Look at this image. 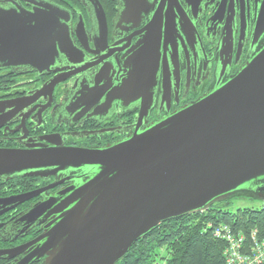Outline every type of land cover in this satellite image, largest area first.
Listing matches in <instances>:
<instances>
[{
    "label": "water",
    "instance_id": "water-1",
    "mask_svg": "<svg viewBox=\"0 0 264 264\" xmlns=\"http://www.w3.org/2000/svg\"><path fill=\"white\" fill-rule=\"evenodd\" d=\"M66 17L53 7L16 18V55L26 53L27 65L40 67L46 44L34 40L48 34L49 65L73 57ZM259 24L264 31V1ZM144 54L129 64L124 82L136 100L149 96L143 111L157 71L152 53ZM21 175L55 176L67 185L20 214L23 224L40 225L42 233L0 250V260L21 256L16 264H117L169 220L235 197L264 202V45L234 77L124 141L97 149L1 151L0 177Z\"/></svg>",
    "mask_w": 264,
    "mask_h": 264
},
{
    "label": "flooded vegetation",
    "instance_id": "flooded-vegetation-1",
    "mask_svg": "<svg viewBox=\"0 0 264 264\" xmlns=\"http://www.w3.org/2000/svg\"><path fill=\"white\" fill-rule=\"evenodd\" d=\"M263 1L0 0V152L37 145L104 148L194 104L262 48ZM53 7L67 15L76 54L49 65L45 34L34 40L46 44L40 67L29 66L11 40L16 18ZM146 52L157 71L143 111L149 96L136 100L124 82L129 64ZM58 183L55 176L0 177V250L42 233V226H26L19 216L67 185Z\"/></svg>",
    "mask_w": 264,
    "mask_h": 264
},
{
    "label": "trees",
    "instance_id": "trees-1",
    "mask_svg": "<svg viewBox=\"0 0 264 264\" xmlns=\"http://www.w3.org/2000/svg\"><path fill=\"white\" fill-rule=\"evenodd\" d=\"M229 202L215 203L203 212L160 224L139 239L117 264H155L157 259L165 264H225V244L213 236L214 227L227 225L246 239L256 231L258 238H264V203L259 210L230 212Z\"/></svg>",
    "mask_w": 264,
    "mask_h": 264
},
{
    "label": "built area",
    "instance_id": "built-area-1",
    "mask_svg": "<svg viewBox=\"0 0 264 264\" xmlns=\"http://www.w3.org/2000/svg\"><path fill=\"white\" fill-rule=\"evenodd\" d=\"M212 233L225 244L223 252L225 264L264 263V238H258L256 231H252L246 239L243 234L233 232L229 226L219 225L214 227Z\"/></svg>",
    "mask_w": 264,
    "mask_h": 264
},
{
    "label": "rangeland",
    "instance_id": "rangeland-1",
    "mask_svg": "<svg viewBox=\"0 0 264 264\" xmlns=\"http://www.w3.org/2000/svg\"><path fill=\"white\" fill-rule=\"evenodd\" d=\"M262 202L251 199V198H237L232 199L229 202V206L227 207L228 211L235 212L238 209H255L259 210L262 207ZM160 262V259H157Z\"/></svg>",
    "mask_w": 264,
    "mask_h": 264
}]
</instances>
